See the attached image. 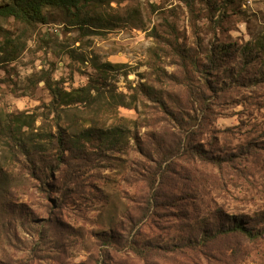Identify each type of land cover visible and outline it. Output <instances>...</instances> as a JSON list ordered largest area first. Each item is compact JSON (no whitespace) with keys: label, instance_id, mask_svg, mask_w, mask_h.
<instances>
[{"label":"rangeland","instance_id":"374dc122","mask_svg":"<svg viewBox=\"0 0 264 264\" xmlns=\"http://www.w3.org/2000/svg\"><path fill=\"white\" fill-rule=\"evenodd\" d=\"M42 15L0 16L1 121H57L66 151L13 158L2 137L0 264H264V0ZM48 83L80 91L52 111ZM237 222L262 236L200 244Z\"/></svg>","mask_w":264,"mask_h":264},{"label":"trees","instance_id":"16d2710c","mask_svg":"<svg viewBox=\"0 0 264 264\" xmlns=\"http://www.w3.org/2000/svg\"><path fill=\"white\" fill-rule=\"evenodd\" d=\"M11 1V0H10ZM92 0H19L15 4L9 6L5 5L4 8H1L0 16L11 15L17 20L25 21V22H35V21H43L44 17L42 15V8L45 6H58L66 9L67 11H72L76 8H79L84 4L91 3ZM186 5L191 7L194 0H184ZM47 84V90L51 96V102L49 105V109L52 111H57L58 108L60 110L61 106H68L71 102L75 101L76 97L74 96L80 90H75L72 92H66L63 89H59L57 86ZM0 115V141H2V137L7 135L9 141L4 142L2 147L9 150L7 153H11L13 158L17 156H21L24 158H28L31 154V151H40L44 145H40L42 142H46V144H51L53 146V151L55 155H53V160L58 166L64 158L65 149V139L64 136L61 135L60 124L59 122H55L54 126L58 129L56 134L47 133L45 135L37 136L36 138L32 136H27L25 138L19 137L17 132H22L24 126H28L21 119L28 118L22 116H15L11 120H7L5 124L2 123ZM15 126V127H14ZM17 126V129H16ZM23 133V132H22ZM39 144V146H38ZM16 151H11V150ZM11 151V152H10ZM54 154V153H53ZM53 170L51 166H49L48 170L51 172ZM262 232L256 231L254 228H250L244 226L241 223H233L230 227L217 230L213 234H205L201 237L199 241L201 243H207V241H211L216 239L219 236H228V235H240L250 241H254L258 239V237L262 236Z\"/></svg>","mask_w":264,"mask_h":264}]
</instances>
